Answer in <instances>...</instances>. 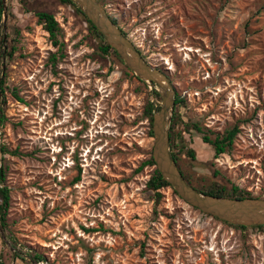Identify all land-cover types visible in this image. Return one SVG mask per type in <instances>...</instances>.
Listing matches in <instances>:
<instances>
[{"label": "rangeland", "instance_id": "rangeland-1", "mask_svg": "<svg viewBox=\"0 0 264 264\" xmlns=\"http://www.w3.org/2000/svg\"><path fill=\"white\" fill-rule=\"evenodd\" d=\"M99 1L184 100L173 149L185 176L264 199V0ZM37 12L55 16L60 49ZM2 24L4 49L15 51L0 72L10 192L0 264H264V228L242 232L172 188L161 198L148 188L144 111L161 101L125 62L100 54L84 16L60 0H8ZM235 127L233 147L216 158L203 136Z\"/></svg>", "mask_w": 264, "mask_h": 264}, {"label": "water", "instance_id": "water-1", "mask_svg": "<svg viewBox=\"0 0 264 264\" xmlns=\"http://www.w3.org/2000/svg\"><path fill=\"white\" fill-rule=\"evenodd\" d=\"M1 1L4 27H6L8 0ZM70 1L78 6L104 36L107 44L120 55L130 71L141 81L156 86L155 89L161 97V107L155 114L153 121L154 146L152 157L156 164L155 168L160 172L163 179L172 186L183 201L210 217L235 226H264V199H230L211 196L201 193L186 181L171 154L170 129L177 92L170 77L163 70L153 67L146 61L138 47L128 36L124 35L120 26L112 20L99 0Z\"/></svg>", "mask_w": 264, "mask_h": 264}, {"label": "trees", "instance_id": "trees-1", "mask_svg": "<svg viewBox=\"0 0 264 264\" xmlns=\"http://www.w3.org/2000/svg\"><path fill=\"white\" fill-rule=\"evenodd\" d=\"M60 2L63 4H68V5L73 6L82 16H84L86 22L89 24V27H90L92 33L100 41L99 51H100V54L102 56L114 55L121 63H124V61L120 57V55L111 46H109L107 44V41L104 38V36L97 30V28L81 12V10L78 8L77 5H75L70 0H60ZM36 16L38 18V23L43 27V29L46 32L49 33L50 40L52 41L53 45L60 49L62 46V42L60 40V34L62 32V29H61L59 23L57 22L55 16L49 12H37ZM2 20H3V4H2V1L0 0V72H2L4 58L6 56L9 58H12L13 53L15 51L14 47L12 48V50L10 52H8V51L6 52L4 49L5 48V44H4L5 43L4 42L5 37H4ZM112 20L118 25L117 20H115L114 18H112ZM122 31H123L124 35L127 36L126 32L123 29H122ZM7 42H8V40H6V43ZM52 61L55 63L57 61V56H55V55L52 56ZM3 85H4V82L2 81L1 86H3ZM152 86L154 87V90H153L154 97L156 98V100L161 101L160 94L155 89L156 86L154 84H152ZM1 91L3 92V90H1ZM182 103H184V100L181 99L180 96L177 95L176 107ZM159 110H160V105L158 103L149 102L148 105L146 106L145 111H144V117L149 122V127H150L149 134L151 137H154V133H153L154 116ZM176 112H177V110H176ZM176 118H177V113L174 114V120H173V124H172L171 130H170V146H171V154H172L174 160L176 161V163L178 164V161H179L178 155L175 153V151L173 149L174 148L173 131H174L175 126L177 125ZM193 127L197 131L201 132V128L199 127L198 124H194ZM238 131H239L238 128L235 127L234 129L227 130L223 135H218L215 139H211L207 135L203 136L202 139H203L204 144H208L214 149L215 157L217 158L220 155L225 154L228 150H230L233 147L236 136L238 134ZM181 143L183 144L182 145V151H185L186 144L183 141ZM1 151L3 154L19 155V152L17 150L10 151L5 147H1ZM187 154L191 158L195 159V153L193 150L187 151ZM145 166H150V167L154 168L153 173H152L149 181L147 182V186L150 190H152L155 193L156 197L161 198L163 195L160 191L164 188H172V186L166 180L163 179L160 172L155 168L156 164H155V161L152 157V153H151L149 160H147L144 163L143 167H145ZM178 166H179V164H178ZM179 168H180V166H179ZM181 172L184 175L186 181L190 185L194 186L191 183V181L185 176V174L182 170H181ZM4 179H5V171L2 168H0V227H2V228L7 227L6 218H7V212H8L9 204H10L9 189L7 187L2 186V182L4 181ZM196 189L199 190L203 194L216 196V197H220V198H230V199L261 198V197H255L252 194L241 190L238 186H232V188H230V189H228L226 186H222V185L212 186V187L207 188V189H205V188H203V189L196 188ZM217 220H219V219H217ZM219 221H221V220H219ZM221 222H223V221H221ZM223 223H225L231 227H235L237 229L247 228L245 226H235V225L229 224L227 222H223ZM253 228H264V226H255ZM21 259H23V258H21ZM33 260L35 262H39V261H43L44 258L40 255L35 254L33 256Z\"/></svg>", "mask_w": 264, "mask_h": 264}, {"label": "flooded vegetation", "instance_id": "flooded-vegetation-1", "mask_svg": "<svg viewBox=\"0 0 264 264\" xmlns=\"http://www.w3.org/2000/svg\"><path fill=\"white\" fill-rule=\"evenodd\" d=\"M111 17V16H110ZM250 227H247V228H245V229H239V230H241L242 232H245L246 230H248Z\"/></svg>", "mask_w": 264, "mask_h": 264}]
</instances>
